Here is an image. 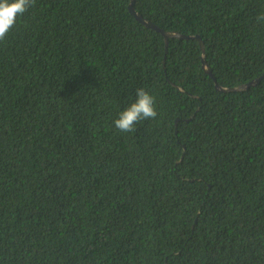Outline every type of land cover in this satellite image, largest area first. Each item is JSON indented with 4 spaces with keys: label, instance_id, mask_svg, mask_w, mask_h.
I'll return each mask as SVG.
<instances>
[{
    "label": "trees",
    "instance_id": "obj_1",
    "mask_svg": "<svg viewBox=\"0 0 264 264\" xmlns=\"http://www.w3.org/2000/svg\"><path fill=\"white\" fill-rule=\"evenodd\" d=\"M130 3L35 0L0 42V264H264V0L134 1L204 54Z\"/></svg>",
    "mask_w": 264,
    "mask_h": 264
},
{
    "label": "clouds",
    "instance_id": "obj_2",
    "mask_svg": "<svg viewBox=\"0 0 264 264\" xmlns=\"http://www.w3.org/2000/svg\"><path fill=\"white\" fill-rule=\"evenodd\" d=\"M34 4L35 0H0V42L14 28L17 18L23 16ZM257 19L264 20V15ZM156 116L155 98L145 89L138 88L135 101L119 113L114 126L121 132L129 133L135 130L138 122L155 119Z\"/></svg>",
    "mask_w": 264,
    "mask_h": 264
},
{
    "label": "water",
    "instance_id": "obj_3",
    "mask_svg": "<svg viewBox=\"0 0 264 264\" xmlns=\"http://www.w3.org/2000/svg\"><path fill=\"white\" fill-rule=\"evenodd\" d=\"M134 1L135 0H131V3L128 6L129 12L135 17V19L137 21H139L143 25H145L147 27H150V28H153V29L157 30L158 32H160L163 35L166 44H167V40L170 39V38H176V39L194 38V39H197L199 41L201 52H202V54H204V44L200 40V38L198 36H184V35H182V34H180L178 32H175V31H164L161 28H158L157 26L153 25L150 21H148L147 19L143 18L141 15H139L138 13L135 12ZM202 68L207 74H209L212 77V74H211L208 66L206 65V62H205V60L203 58V55H202ZM257 82H258V79H255V80H252V81H250L249 83H247L245 85H240V86L235 87V88H223V87H220L219 85L215 84V88L217 90L222 91V92H234V91H239V90H242V89H246L249 86L256 84Z\"/></svg>",
    "mask_w": 264,
    "mask_h": 264
}]
</instances>
